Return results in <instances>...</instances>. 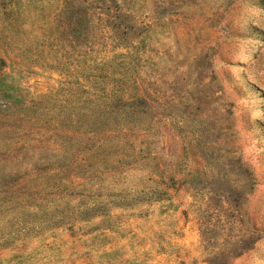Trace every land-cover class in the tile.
<instances>
[{
	"label": "rangeland",
	"instance_id": "374dc122",
	"mask_svg": "<svg viewBox=\"0 0 264 264\" xmlns=\"http://www.w3.org/2000/svg\"><path fill=\"white\" fill-rule=\"evenodd\" d=\"M0 264H264V0H0Z\"/></svg>",
	"mask_w": 264,
	"mask_h": 264
}]
</instances>
